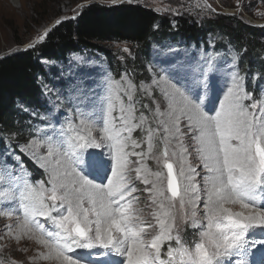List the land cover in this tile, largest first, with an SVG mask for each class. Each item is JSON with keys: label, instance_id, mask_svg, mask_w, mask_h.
I'll return each instance as SVG.
<instances>
[{"label": "snow or ice", "instance_id": "1", "mask_svg": "<svg viewBox=\"0 0 264 264\" xmlns=\"http://www.w3.org/2000/svg\"><path fill=\"white\" fill-rule=\"evenodd\" d=\"M218 73L170 62L139 86L154 107L131 80L85 89L74 117L20 147L45 180L15 154L0 163V215L17 217L4 235L38 244L33 264H264V90Z\"/></svg>", "mask_w": 264, "mask_h": 264}, {"label": "rangeland", "instance_id": "2", "mask_svg": "<svg viewBox=\"0 0 264 264\" xmlns=\"http://www.w3.org/2000/svg\"><path fill=\"white\" fill-rule=\"evenodd\" d=\"M123 3L148 7L162 17L170 19L174 26L178 18H191L199 26L214 20L221 22L222 25H220L224 28L233 26L230 25L231 23H243L264 29V0H130V2L129 0H117L116 3H112L111 0H0V59L36 47L46 38L42 41L39 39L45 31L49 34L61 22L75 19L84 8L92 4L114 6ZM218 39L220 37L208 38L206 42L210 45V49ZM107 49L110 53L109 60L104 54L89 52L73 54L65 63L42 60L46 73L49 75V81L46 83L43 79L40 80L45 97V109L48 108L49 111L44 110L43 113H39L36 110L19 106L23 113L29 115L27 125L20 126L26 130L23 132L18 130L17 133L5 136L3 147L0 146V163L11 161L15 154L23 160H28L39 171L42 180H45L46 175L43 169L23 156L20 147L29 140L37 139L50 131L49 125L56 124L58 120L64 122L69 117H74L77 97L85 89L88 92H103L106 82L110 79L123 78L135 83L138 86L137 107L140 108L141 103L148 107H154V105L143 92L139 91V86L147 87L153 79H159L163 70L172 61L203 63L211 60L219 70L221 83L232 72L240 75L236 66L237 57L233 51H231V61L225 63L223 58L213 55L212 52L207 54L203 49L186 50L174 47V45L164 49H153L151 53H148L151 55L150 59L137 47L130 45L112 44L107 46ZM259 71H264V68ZM261 77L264 78L262 74ZM260 83L264 84V80ZM261 84L260 87H262ZM134 135L140 138L142 133L137 131ZM148 163L152 167L155 166L152 161ZM26 170L27 174H30L27 167ZM140 187L144 186L140 185ZM146 197L147 193L142 194L138 205L144 209L145 218L149 213ZM239 209L242 211L241 208ZM3 210L0 208V211ZM9 210L14 213L11 218L0 215V264H8L9 260H15L18 264H33L35 254L32 252L30 243L19 245L4 235L7 231L6 225L15 221L17 223L15 210ZM16 223L11 225L15 226ZM193 231L191 228L187 229L189 239L192 238ZM94 259L107 264L111 258L96 256ZM37 264L49 263L37 261Z\"/></svg>", "mask_w": 264, "mask_h": 264}, {"label": "trees", "instance_id": "3", "mask_svg": "<svg viewBox=\"0 0 264 264\" xmlns=\"http://www.w3.org/2000/svg\"><path fill=\"white\" fill-rule=\"evenodd\" d=\"M193 20L178 18L174 26L170 19L143 5L92 4L75 19L54 27L36 47L1 58L0 146L3 147L6 135L26 130L20 126L27 125L29 115L19 106L39 113L49 111L45 109L40 81L46 83L49 75L42 60L65 63L71 55L82 52L101 53L109 60L107 46L112 44L137 47L148 58L153 49L170 45L186 50L203 49L223 58L225 63L231 61L233 51L247 87L253 92L264 89L260 83L264 71H259L264 68V29L231 22V29L224 28L214 20L199 26ZM209 37H220L211 49L206 42ZM24 161L32 180H42L39 171L28 160Z\"/></svg>", "mask_w": 264, "mask_h": 264}, {"label": "bare ground", "instance_id": "4", "mask_svg": "<svg viewBox=\"0 0 264 264\" xmlns=\"http://www.w3.org/2000/svg\"><path fill=\"white\" fill-rule=\"evenodd\" d=\"M134 159V158H133ZM231 207V209H232V211L234 212V211H239L240 209V207H238V205H234V206H230ZM147 210H148V212L150 211V209L149 208H147ZM14 223H16V221L15 222H11V224H14ZM26 242H28V243H30V245H31V247H32V252L35 254V256H36V254H37V252H39V251H41V250H43L38 244H36L34 241H32V240H21L20 242H19V245L20 244H24V243H26ZM111 259L110 260H112L114 257H110ZM40 261H43V260H40ZM45 262H47V261H45ZM47 263H49L50 264V262H47Z\"/></svg>", "mask_w": 264, "mask_h": 264}]
</instances>
